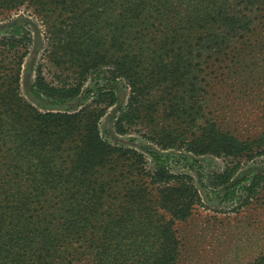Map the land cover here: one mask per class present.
<instances>
[{
  "label": "trees",
  "instance_id": "trees-1",
  "mask_svg": "<svg viewBox=\"0 0 264 264\" xmlns=\"http://www.w3.org/2000/svg\"><path fill=\"white\" fill-rule=\"evenodd\" d=\"M191 1L0 0V7L31 6L49 25L52 63H70L77 73L72 84L52 85L38 67L33 84L36 96L56 103L72 101L85 81L108 72L109 81L124 80L131 90L115 122L116 132L124 135L135 123L157 125L151 110L155 114L158 110L148 106L145 112L140 99L144 92L163 87L169 125L160 123L155 141L162 149L184 147L196 155H222L235 161L211 177L210 185L220 188L233 179L242 161L251 158L253 145L262 148L257 153L264 152V134L256 141H243L212 121L197 127L201 113L192 75L199 66L198 52L219 48L252 31L251 20L240 16L235 7L260 0H197L198 8L181 17L185 10L179 7ZM4 40L0 50L11 56L0 66L5 72L0 73V264H129L122 260L127 256L120 249L126 242L140 250L131 264H173L178 242L172 221L164 222L157 209L169 210L164 199L172 197L174 203H184L178 211L170 210L172 218L187 217L196 195L186 183L188 177L172 174L167 159L156 155H152L153 170L147 172L141 154L102 139L98 122L115 101L112 90H100L94 108L90 105L74 114L40 113L23 102L18 97V77L32 38L25 24H16ZM62 149L68 168L58 182ZM2 166L11 177L3 175ZM101 171L109 172V180L102 179ZM246 181L243 202L258 199L264 176L257 173ZM161 185L167 188L165 193L159 189L162 203L160 198L152 200L153 190ZM81 193L89 208L77 203ZM134 205L153 223L146 226L151 235L124 232L128 207ZM97 219H102L105 232H97ZM127 235L132 237L129 241ZM149 239L152 252L140 248Z\"/></svg>",
  "mask_w": 264,
  "mask_h": 264
},
{
  "label": "rangeland",
  "instance_id": "rangeland-1",
  "mask_svg": "<svg viewBox=\"0 0 264 264\" xmlns=\"http://www.w3.org/2000/svg\"><path fill=\"white\" fill-rule=\"evenodd\" d=\"M196 2L197 0H192L187 7L180 6L179 8L185 10L182 11L184 13L181 17L187 12L193 13L199 6ZM235 11H240V16L251 20L252 31L244 38L235 37L225 41L219 48L197 53L199 66L192 76L198 88L197 106L201 115L197 117L196 125L202 127L205 122L212 121L220 130L240 140L256 141L264 134V0L255 5L236 6ZM16 24H25L32 38L29 53L22 59L18 77V97L23 102L40 113L74 114L90 105L94 108L92 102L100 90H112L115 101L105 109L98 122L102 139L112 146L141 154L147 172L153 170L152 155H156L167 159L172 174L188 177L186 183L193 186L196 195L187 217L184 220L172 218L170 210L176 212L184 206V203H174L175 199L172 197L164 199L169 210L157 209L158 214H164V222L172 221V229L178 242L173 264H264V191H260L258 199L246 202H243L242 192V186L247 184L246 180L252 175L259 173L264 176V152L257 153L262 148L257 149V146L253 145L251 158L240 163L233 179L226 186L213 188L210 185L211 177L221 173L225 167L232 166L235 161L222 155H196L184 147L162 149L153 134L161 132V125H169L163 111V87L157 89V92H144L140 99L145 112L148 106L158 110L156 114L151 110L152 118H158L157 125L145 126V122L135 123L127 133L121 135L115 130V122L120 112L125 109L131 91L125 81H109L108 72L103 78L100 73L99 77L85 81L79 97L72 101L56 103L46 97L36 96L33 84L38 67L42 70L44 80L52 85L72 84L77 78V73L70 63H63L61 66L52 63L49 25L43 22L29 5L24 4L16 9L0 7V42L5 41L4 38ZM196 44L197 42L192 43L195 47ZM10 56L1 49L0 66L7 64L6 58ZM0 73L5 75L4 70H0ZM188 105L189 102L182 109H186ZM197 106L194 107L196 111ZM2 149L5 150L6 146ZM65 155L66 150L59 151L58 163L61 164V170L56 177L58 182H62V176L67 172ZM1 171L3 175L11 177L4 166ZM101 177L103 180H109V172L101 171ZM144 179L137 178L141 181ZM155 188L157 190H153L152 200L160 198L162 203L163 195L158 192L161 189L165 193L167 188L164 185ZM84 195L85 193H81L76 201L89 208L90 204L82 199ZM127 213L130 218H126L124 232L152 234L146 226L153 223L146 219L147 214H143L140 206H129ZM101 222L102 219L94 221L97 232H105ZM125 238L129 241L132 237L127 235ZM151 241L155 243L157 240ZM72 246L77 249L81 247L78 244ZM123 246L124 248L120 249L123 250L122 253L125 251L127 257L122 260H127L129 264L135 263L134 254L139 247L129 242ZM140 248L152 252L150 239ZM74 264H88V261Z\"/></svg>",
  "mask_w": 264,
  "mask_h": 264
}]
</instances>
